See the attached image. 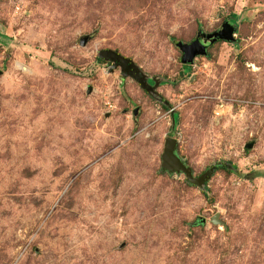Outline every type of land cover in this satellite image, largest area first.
<instances>
[{"label":"rangeland","instance_id":"374dc122","mask_svg":"<svg viewBox=\"0 0 264 264\" xmlns=\"http://www.w3.org/2000/svg\"><path fill=\"white\" fill-rule=\"evenodd\" d=\"M0 70V264H264V0H0Z\"/></svg>","mask_w":264,"mask_h":264},{"label":"water","instance_id":"95a60500","mask_svg":"<svg viewBox=\"0 0 264 264\" xmlns=\"http://www.w3.org/2000/svg\"><path fill=\"white\" fill-rule=\"evenodd\" d=\"M235 30L236 28L232 25H230L228 28H226L225 26L224 29H222L221 31L216 32L214 34H209L208 36H206L207 39H205L204 37V41H203V37H199L191 44L179 43V46L184 52V59H183L184 63L192 64L198 55L206 54V48H207L208 42L213 43L215 41L222 40V39L233 41ZM89 39H90V36H86L81 39V43L83 45H86ZM101 58H104L108 61H113L112 71L116 69L120 64L126 65V64L131 63V60L122 56L118 52H115L112 50L103 51L101 53ZM1 73L2 71L0 70V74ZM138 112H139V108L136 109V113ZM176 146H177V141L172 138H169L166 144L163 167L165 169H169L172 172L178 171L180 173H184L188 176L189 180L195 182L198 185H203L207 179L204 177L202 179L194 178L193 169L188 167L182 161V159L179 156H177ZM212 221L214 223L220 224L221 223L220 215L219 214L215 215Z\"/></svg>","mask_w":264,"mask_h":264},{"label":"flooded vegetation","instance_id":"af4514ba","mask_svg":"<svg viewBox=\"0 0 264 264\" xmlns=\"http://www.w3.org/2000/svg\"><path fill=\"white\" fill-rule=\"evenodd\" d=\"M203 41H204V38H203ZM207 44L210 45V42H208Z\"/></svg>","mask_w":264,"mask_h":264}]
</instances>
